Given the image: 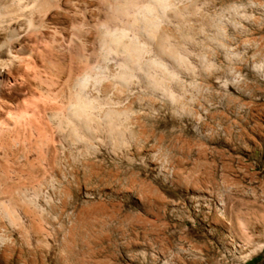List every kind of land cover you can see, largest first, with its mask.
Instances as JSON below:
<instances>
[{
    "label": "rangeland",
    "instance_id": "rangeland-1",
    "mask_svg": "<svg viewBox=\"0 0 264 264\" xmlns=\"http://www.w3.org/2000/svg\"><path fill=\"white\" fill-rule=\"evenodd\" d=\"M41 1L0 93V264H264V0Z\"/></svg>",
    "mask_w": 264,
    "mask_h": 264
},
{
    "label": "bare ground",
    "instance_id": "bare-ground-1",
    "mask_svg": "<svg viewBox=\"0 0 264 264\" xmlns=\"http://www.w3.org/2000/svg\"><path fill=\"white\" fill-rule=\"evenodd\" d=\"M46 5L47 3L41 0H0V93L4 91V88H5L4 81H5L6 75L8 74V72L13 71L15 68L18 67V62L23 57L22 54L28 51L27 35L31 34L29 32L33 31V30H30L32 29L33 24L36 22L38 23V25L42 24L41 17H40L41 19L35 21L34 17L31 16L33 15V13L30 15L29 13L27 14V11L32 10L33 8H35V10L38 9L39 11V9H41L42 7ZM46 10H49V9H46ZM25 20H26V25L22 26L21 22ZM133 21L135 22V20ZM44 26L46 27V24ZM155 29L156 27L154 29H152V27L151 29H146L145 34L151 39H156L157 31ZM34 32L35 31H33V33ZM121 32H124V31L121 30ZM122 51L126 59L131 60V61L135 60L134 53L130 48L124 47ZM77 80L78 82L76 81L77 83L75 82V84L78 87H83L86 83L85 76ZM71 101L72 102L68 108L69 112H68L67 120H65L64 127H68L71 125V126L76 127L77 129H79V127L83 129H89V124H90V111L88 110L89 101L87 102V100L86 101L83 100V98L81 97V94H76V95L74 94ZM76 135L79 140L83 139V136L81 134L77 133ZM12 155H13L12 151H9L8 147L5 144L1 145L0 147V180H2V182L3 181L9 182L10 173L8 170V166H9V163L11 162ZM0 207L4 211L5 213L4 215L9 217L11 213V208L7 207L3 201H0Z\"/></svg>",
    "mask_w": 264,
    "mask_h": 264
}]
</instances>
